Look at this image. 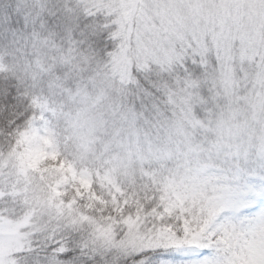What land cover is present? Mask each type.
I'll return each mask as SVG.
<instances>
[{"label": "snow or ice", "instance_id": "snow-or-ice-1", "mask_svg": "<svg viewBox=\"0 0 264 264\" xmlns=\"http://www.w3.org/2000/svg\"><path fill=\"white\" fill-rule=\"evenodd\" d=\"M0 264H264V0H0Z\"/></svg>", "mask_w": 264, "mask_h": 264}]
</instances>
